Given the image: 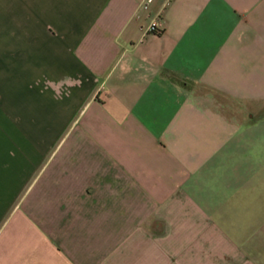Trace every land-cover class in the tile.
<instances>
[{"label":"crops","instance_id":"obj_1","mask_svg":"<svg viewBox=\"0 0 264 264\" xmlns=\"http://www.w3.org/2000/svg\"><path fill=\"white\" fill-rule=\"evenodd\" d=\"M142 3L0 0V264H264V0Z\"/></svg>","mask_w":264,"mask_h":264},{"label":"built area","instance_id":"obj_2","mask_svg":"<svg viewBox=\"0 0 264 264\" xmlns=\"http://www.w3.org/2000/svg\"><path fill=\"white\" fill-rule=\"evenodd\" d=\"M153 0H143L142 7L148 9ZM163 24L161 21H155L151 24L148 31L150 33L159 34L163 31Z\"/></svg>","mask_w":264,"mask_h":264}]
</instances>
